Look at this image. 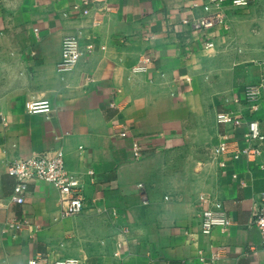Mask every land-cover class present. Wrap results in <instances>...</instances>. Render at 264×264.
Listing matches in <instances>:
<instances>
[{
	"label": "crops",
	"instance_id": "1",
	"mask_svg": "<svg viewBox=\"0 0 264 264\" xmlns=\"http://www.w3.org/2000/svg\"><path fill=\"white\" fill-rule=\"evenodd\" d=\"M82 1L0 0V264H264L251 221L264 145L255 160L212 150L217 112L260 76L264 0H225V22L203 31L191 20L205 0H107L104 12L96 0L89 14L72 8ZM66 35L83 54L59 72ZM145 57L147 70L133 72ZM43 99L50 112H27V100ZM257 115L264 131V100ZM55 146L68 170L96 177L77 215H60L58 190L43 180L28 184L22 205L10 200L6 163ZM201 197L221 202L226 228L200 232ZM15 218L27 223L16 233L6 224Z\"/></svg>",
	"mask_w": 264,
	"mask_h": 264
},
{
	"label": "built area",
	"instance_id": "2",
	"mask_svg": "<svg viewBox=\"0 0 264 264\" xmlns=\"http://www.w3.org/2000/svg\"><path fill=\"white\" fill-rule=\"evenodd\" d=\"M96 0H83L80 4H73L72 8L82 14H89ZM225 0H205L204 13L196 15L191 20V25L196 30H206L219 24L226 19L224 8ZM254 0H229L235 7H245ZM103 12L110 9L107 0H99ZM99 9V10H100ZM98 12V10H97ZM213 46V42L205 40V47ZM87 51L93 49L89 43ZM83 50L80 40L76 35H66L60 43V59L57 62L59 72L72 70L79 61ZM150 58L145 57L143 61L134 66L133 72L140 73L147 70ZM264 100V62L260 68V76L256 82L245 85L242 96L233 99V107L229 110L217 112V123L221 127L218 131V139L212 150L216 156H226L232 160L246 158L255 160L263 150L264 131L257 115L261 102ZM51 104L48 100H27L25 109L27 112H50ZM2 123L5 124L3 118ZM125 136L127 132L121 131ZM132 149L135 156L140 155L139 143L132 142ZM219 165L223 167L224 161ZM6 174L12 178L11 202L22 205L28 184L33 180H43L52 184L59 194L60 215L62 217L73 216L81 213L85 203V187L96 179L93 170L85 173L70 171L65 165V152L62 146H55L46 151H41L27 158H13L6 163ZM236 177V176H235ZM142 188V184H139ZM144 199V198H143ZM203 207L200 209L199 227L202 234H209L214 227L226 228L231 220L223 208L221 202H211L207 197H201ZM145 199H144V201ZM252 225L255 226L261 237V247L264 250V189L259 194L254 204ZM13 231L19 232L27 224L23 218H15L6 222ZM220 252L212 253L210 261L214 262L220 258ZM202 259V258H200ZM28 264H80L78 258L67 257L54 261H47L46 258L32 257L27 260Z\"/></svg>",
	"mask_w": 264,
	"mask_h": 264
}]
</instances>
